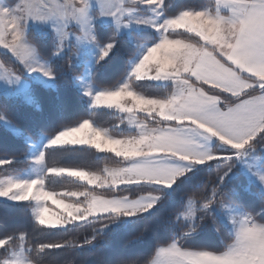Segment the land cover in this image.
<instances>
[{"label": "snow or ice", "instance_id": "snow-or-ice-1", "mask_svg": "<svg viewBox=\"0 0 264 264\" xmlns=\"http://www.w3.org/2000/svg\"><path fill=\"white\" fill-rule=\"evenodd\" d=\"M0 264H264V0H0Z\"/></svg>", "mask_w": 264, "mask_h": 264}, {"label": "trees", "instance_id": "trees-1", "mask_svg": "<svg viewBox=\"0 0 264 264\" xmlns=\"http://www.w3.org/2000/svg\"><path fill=\"white\" fill-rule=\"evenodd\" d=\"M101 119H103V118H101ZM101 163H103V162H101Z\"/></svg>", "mask_w": 264, "mask_h": 264}, {"label": "rangeland", "instance_id": "rangeland-1", "mask_svg": "<svg viewBox=\"0 0 264 264\" xmlns=\"http://www.w3.org/2000/svg\"><path fill=\"white\" fill-rule=\"evenodd\" d=\"M54 207V206H53Z\"/></svg>", "mask_w": 264, "mask_h": 264}]
</instances>
